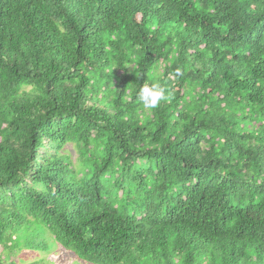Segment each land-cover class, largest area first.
<instances>
[{"label":"trees","instance_id":"obj_1","mask_svg":"<svg viewBox=\"0 0 264 264\" xmlns=\"http://www.w3.org/2000/svg\"><path fill=\"white\" fill-rule=\"evenodd\" d=\"M59 252L264 264V0H0V264Z\"/></svg>","mask_w":264,"mask_h":264},{"label":"clouds","instance_id":"obj_2","mask_svg":"<svg viewBox=\"0 0 264 264\" xmlns=\"http://www.w3.org/2000/svg\"><path fill=\"white\" fill-rule=\"evenodd\" d=\"M177 72L179 73V69ZM138 99L145 109H155L161 101L166 99L165 89L156 83L145 84L139 90Z\"/></svg>","mask_w":264,"mask_h":264},{"label":"rangeland","instance_id":"obj_3","mask_svg":"<svg viewBox=\"0 0 264 264\" xmlns=\"http://www.w3.org/2000/svg\"><path fill=\"white\" fill-rule=\"evenodd\" d=\"M199 1H203V0H199ZM200 5H201V3H200ZM66 149L70 150L72 158L77 157V151H76V149L74 148V146L72 144L68 145ZM59 253L61 254L62 258H64V259H62L59 254H56V255L55 254H51V255H49L52 258H56V260H57L56 264H70V263L71 264H84L83 262H81V259L80 260L78 259L76 261L74 259L72 260L71 257L68 258V255H67L66 252H62V253L59 252Z\"/></svg>","mask_w":264,"mask_h":264}]
</instances>
